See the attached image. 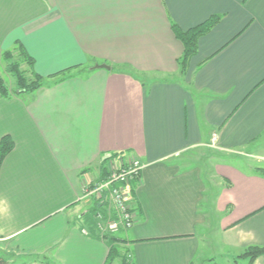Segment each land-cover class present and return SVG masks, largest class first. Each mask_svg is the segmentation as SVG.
<instances>
[{"label":"crops","instance_id":"obj_1","mask_svg":"<svg viewBox=\"0 0 264 264\" xmlns=\"http://www.w3.org/2000/svg\"><path fill=\"white\" fill-rule=\"evenodd\" d=\"M211 17L181 74L172 26ZM15 43L35 75H71L0 96V139L13 141L0 167V243L19 264H105L110 246L111 264H202L206 228L227 248L264 247V176L216 161V180L196 156L241 161L264 148V0H0V63ZM117 155L145 167L125 189L133 225L108 243L83 190Z\"/></svg>","mask_w":264,"mask_h":264},{"label":"trees","instance_id":"obj_2","mask_svg":"<svg viewBox=\"0 0 264 264\" xmlns=\"http://www.w3.org/2000/svg\"><path fill=\"white\" fill-rule=\"evenodd\" d=\"M218 21V17H211L206 22L191 28L187 31L180 30L177 26H172V31L175 37L182 43L183 45V54L178 61V66L181 74H185L188 69L189 60L196 54L197 52V41L198 39L205 35ZM17 52L18 56L21 58L22 61L20 62H9L7 65V72L11 73L17 82L18 89L13 92L14 95H33L37 90L42 87H53L62 81L71 77V75L62 76L55 80H47L40 76H37L32 71L33 68V60L25 53L24 49L21 47L19 43H15L14 47L10 51L3 52V55L6 57L5 60L9 61L13 57V53ZM21 64H25L28 67V70L31 72L32 79L28 82L25 78L26 70H21ZM99 66H106L104 64H96L93 61V67L91 70L95 69H103L99 68ZM108 67V66H106ZM109 70V67L108 69ZM9 90L5 87L2 78L0 77V96L3 98H8ZM13 149V141L9 136H3L0 139V167L1 164L6 157V155ZM114 157V156H113ZM112 158V157H110ZM259 174L264 176V169H260ZM98 208V206L96 205ZM92 211L87 212L89 215ZM90 218V216H89ZM94 227H96V222L94 220ZM97 228V227H96ZM108 235H103V240L106 242H111V237H106ZM117 250L113 246L109 247L108 257L105 264H111L113 260L117 257ZM261 255H264V247H257V246H249L247 247L243 254L240 256L247 260V264H253L255 259ZM24 261H35L39 260L37 256H26L23 257ZM121 264H127L124 255L121 256ZM0 264H7V259L0 256Z\"/></svg>","mask_w":264,"mask_h":264},{"label":"built area","instance_id":"obj_3","mask_svg":"<svg viewBox=\"0 0 264 264\" xmlns=\"http://www.w3.org/2000/svg\"><path fill=\"white\" fill-rule=\"evenodd\" d=\"M107 160L104 178L92 186H85L83 190V198L92 200L98 206L94 220L102 238L103 234L128 230L133 225L135 215L125 189L132 181L139 179L145 167L139 160L124 155ZM130 259L131 256L127 255L126 261Z\"/></svg>","mask_w":264,"mask_h":264},{"label":"rangeland","instance_id":"obj_4","mask_svg":"<svg viewBox=\"0 0 264 264\" xmlns=\"http://www.w3.org/2000/svg\"><path fill=\"white\" fill-rule=\"evenodd\" d=\"M5 56L2 54V60L0 63V76L2 78V81L5 85V87L7 88V90L9 91H16L18 89V85L16 82L15 77L7 72L6 68L7 65L9 64V62H20L22 61L21 58L18 56L17 52L13 53V57L11 60L7 61L4 58ZM27 66L25 64H21L20 69L21 70H25ZM31 72H29V70H26V79L29 82L32 79V75L30 74ZM10 95V94H9ZM253 150V149H252ZM201 153L193 154L198 156V161H201V167L205 168L207 170V172L209 173V176H213V178H215V175L213 174V165L216 161L220 162H232L235 163L239 166L242 167V165H247V164H251L253 170H255L256 173H258V171L260 169H264V148L263 149H259L258 151L255 152V150H253V154L251 157L249 158H245L244 159H240L241 161L238 160H231V157H228L227 153H220V152H211L210 150H206L205 151H200ZM262 154L261 156H257V154ZM136 159V158H135ZM138 160V159H137ZM245 161V162H243ZM217 162V163H218ZM256 167V168H255ZM254 173V171H253ZM205 176V175H204ZM207 174V177H209ZM216 179V178H215ZM217 180V179H216ZM215 180V181H216ZM214 184V182H213ZM205 186L209 189H212V191L210 190V192H213V194L216 193V187H212V185L205 183ZM212 195V193H210ZM97 227V225H96ZM103 228H106V226L103 225ZM120 230L116 231V232H111V233H107L105 235H108L106 237H113V235H116L117 232H119ZM205 232L209 235V240H208V244L206 247V255L209 258V261H206L205 263L202 264H247V260L240 257L244 251L240 250L239 246L237 247L235 245V248H227L223 245V235L222 233H220V231L218 230V228H206ZM100 236L101 233H99ZM104 235V234H103ZM104 235V236H105ZM121 235L118 234L117 237H120ZM117 249V248H116ZM120 252H122V249H119ZM231 253H236L234 254V256H229L231 255ZM240 253H242L241 255H239ZM122 255V254H121ZM236 255V256H235ZM0 256L4 257L5 259H7V264H19L21 261L18 259V257L12 253L11 251L7 250V248H5L4 245H2L0 243ZM234 257V258H231Z\"/></svg>","mask_w":264,"mask_h":264},{"label":"water","instance_id":"obj_5","mask_svg":"<svg viewBox=\"0 0 264 264\" xmlns=\"http://www.w3.org/2000/svg\"><path fill=\"white\" fill-rule=\"evenodd\" d=\"M99 68L108 69L106 66H99Z\"/></svg>","mask_w":264,"mask_h":264}]
</instances>
